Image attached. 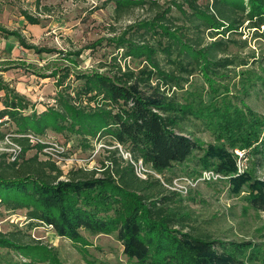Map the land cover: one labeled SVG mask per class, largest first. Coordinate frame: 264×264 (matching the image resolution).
Returning <instances> with one entry per match:
<instances>
[{
  "label": "trees",
  "instance_id": "1",
  "mask_svg": "<svg viewBox=\"0 0 264 264\" xmlns=\"http://www.w3.org/2000/svg\"><path fill=\"white\" fill-rule=\"evenodd\" d=\"M109 1L118 16L150 10L110 38L124 58L144 64L123 65L115 56L111 63L75 71L77 86L66 82L73 67L57 65L42 73L57 78L54 103L42 111L0 76V144L8 140L6 147L19 146L14 153L0 151V208L24 209L30 226L51 225L76 242L84 240L83 230L115 234L131 264H264V242L223 241L194 232L192 212L170 187L177 174H167L187 163L194 164L195 173L213 169L229 177L231 192L246 191L249 206L264 211V180L258 175L264 166V114L244 97L259 83L247 69L231 87L237 67L264 63L253 49L246 55L235 51L248 46L241 28L264 36V0ZM24 14L31 23L40 22ZM0 32L38 53L54 50L28 43L18 30L0 25ZM80 54L63 56L77 66ZM255 75L264 85V76ZM234 88L239 93H231ZM49 129L67 141L76 137L85 147L105 137L109 163L65 173L44 151L52 147L43 139ZM202 130L215 142L205 146L197 137ZM120 145L130 158L117 155ZM237 148L246 153L242 173ZM140 163L146 176L138 172ZM0 247L26 256L45 252L44 246L1 230ZM4 258L0 255V264Z\"/></svg>",
  "mask_w": 264,
  "mask_h": 264
},
{
  "label": "rangeland",
  "instance_id": "2",
  "mask_svg": "<svg viewBox=\"0 0 264 264\" xmlns=\"http://www.w3.org/2000/svg\"><path fill=\"white\" fill-rule=\"evenodd\" d=\"M165 1L161 0L162 3ZM24 11L38 17L40 22L31 23ZM149 13L150 10L143 7L118 16L115 2L109 0H0V25L11 31H20L30 44L54 49L38 53L23 46L14 35L0 32V76L9 87L32 101L37 111H42L54 103L57 93V78L53 75L42 77V73L49 74L57 65L73 67L66 82L77 86L80 80L76 79L75 71H89L101 63H111L115 56L123 65L127 63L135 67L144 64L141 59L124 58L123 49L116 48L115 41L110 38L121 35L130 24L147 17ZM241 31L242 38L248 39V46L239 50L235 48V51L246 55L253 49L256 57L264 61V36H256L254 30L248 27L241 28ZM261 31H264V26ZM79 50L81 54L77 66L71 65L63 56L65 52ZM247 69L254 71L250 74L259 84L244 97L249 105L264 114V85L255 75L264 76V63L253 61L243 68L237 67L239 74L232 79L231 87L240 76L247 74L244 73ZM241 71L244 72L240 74ZM233 92L239 93L236 88ZM3 95L4 90L0 89V96ZM197 137L205 146L215 142L213 135L207 131H197ZM104 138H95L85 147L76 137L67 141L63 135L49 129L43 139L52 147L44 151H50L65 173L78 167L100 168L103 163H109L111 156ZM7 142L10 143L6 140L0 144V151L5 149L14 153L15 146L6 147ZM35 152L33 148L28 154ZM233 152L237 155L238 172L242 173L247 166L246 153L239 148ZM117 155L130 158L122 145ZM175 170L167 172L168 175L176 172L178 176L170 187L180 192L183 204L192 212L190 225L194 232L210 234L214 239L223 241L264 242V211H256L249 206L246 191L238 194L231 192L228 176L210 168L195 173L192 163L177 166ZM258 175L264 180V166L259 169ZM25 213L24 209L12 211L0 208V230L15 233L28 243L44 246L45 252L43 255L26 256L15 249L0 247V255H6L1 264H7V260L13 264H131L124 254L123 243L115 234L94 235L83 230L84 240L76 242L57 234L51 225L30 226Z\"/></svg>",
  "mask_w": 264,
  "mask_h": 264
},
{
  "label": "built area",
  "instance_id": "3",
  "mask_svg": "<svg viewBox=\"0 0 264 264\" xmlns=\"http://www.w3.org/2000/svg\"><path fill=\"white\" fill-rule=\"evenodd\" d=\"M17 149H19V146L16 145V146H15V152L17 151ZM14 158H15V156L12 157V159H14ZM140 168H141V169H140ZM143 170L145 171L146 169H145V168L141 165V163H140V167L138 168V172L141 171V172L143 173L142 176H146V174H145V172H144ZM139 174H140V173H139ZM140 175H141V174H140ZM174 187H175V186H174Z\"/></svg>",
  "mask_w": 264,
  "mask_h": 264
}]
</instances>
